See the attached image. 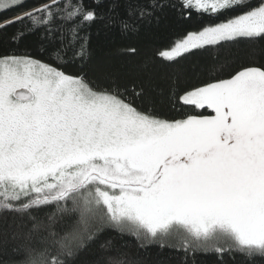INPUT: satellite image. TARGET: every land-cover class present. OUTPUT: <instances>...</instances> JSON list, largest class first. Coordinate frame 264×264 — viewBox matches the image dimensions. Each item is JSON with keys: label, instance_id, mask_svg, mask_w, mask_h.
Listing matches in <instances>:
<instances>
[{"label": "snow or ice", "instance_id": "snow-or-ice-1", "mask_svg": "<svg viewBox=\"0 0 264 264\" xmlns=\"http://www.w3.org/2000/svg\"><path fill=\"white\" fill-rule=\"evenodd\" d=\"M24 4L0 0V13ZM103 7V0H48L0 16V37L10 43L37 32L42 41L38 55L0 54V212L15 218L6 226L20 242L14 264H76L97 241L110 249L101 239L108 232L184 257L235 253L264 264V0H179L182 17L212 20L159 58L250 49L226 78L213 67L196 84L173 79L170 106L191 108L180 118L160 114L144 84L98 83L86 70L92 25L132 34L165 4L127 0L124 15L116 0ZM106 264L126 262L109 256Z\"/></svg>", "mask_w": 264, "mask_h": 264}, {"label": "trees", "instance_id": "trees-1", "mask_svg": "<svg viewBox=\"0 0 264 264\" xmlns=\"http://www.w3.org/2000/svg\"><path fill=\"white\" fill-rule=\"evenodd\" d=\"M48 0H25L24 9L39 7ZM92 3V0H88ZM116 12L124 15L127 0H116ZM146 3L147 0H138ZM256 0H253L255 3ZM104 7L99 9L107 12L113 0H103ZM165 4L163 9L157 10L150 20L141 22L137 31L132 34L124 33L119 27L98 21L89 29L90 56L86 65L89 77L98 83L115 80L122 85H128L131 90L137 84H144L150 89V95L156 101L157 111L164 116L180 118L183 112L191 111L184 107L179 111L173 110L167 98V90L173 79H178L180 87L196 84L210 79L209 69L222 68L219 73L226 78L227 73L239 62H244L250 49L241 45H225L219 49L197 51L179 59L176 63H169L159 58L158 53L168 48L173 41L183 36L187 31L195 30L202 23L211 22L209 16H199L192 12L191 18L182 17L178 10L179 0H161ZM24 9L14 8L0 13V16L12 17ZM15 31L9 28L8 33ZM41 33L37 32L28 37L23 45L10 43L8 35L0 37V54L10 51L28 50L38 55L40 50ZM131 49H135L132 52ZM256 59H259V49H256ZM70 71H77L74 66ZM215 74V73H213ZM164 92L161 96L158 93ZM14 217L11 213L0 212V260L4 264H14L18 240L12 238ZM111 241V247L105 250L100 247L101 241L92 244L83 252L76 264H106L109 256L121 257L126 264H247L239 254H229L221 260L214 253H197L195 256L184 257L170 247L151 244L141 247L132 237L108 232L104 237Z\"/></svg>", "mask_w": 264, "mask_h": 264}]
</instances>
